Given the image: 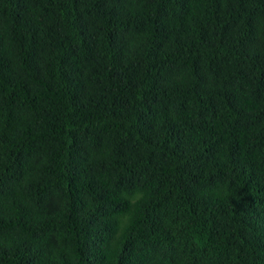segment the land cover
<instances>
[{"label":"trees","instance_id":"16d2710c","mask_svg":"<svg viewBox=\"0 0 264 264\" xmlns=\"http://www.w3.org/2000/svg\"><path fill=\"white\" fill-rule=\"evenodd\" d=\"M0 264H264V0H0Z\"/></svg>","mask_w":264,"mask_h":264}]
</instances>
